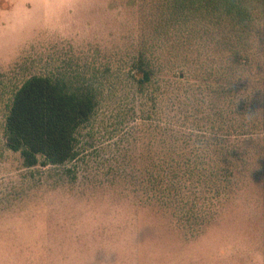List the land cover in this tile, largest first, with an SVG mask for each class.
<instances>
[{"label":"rangeland","instance_id":"obj_1","mask_svg":"<svg viewBox=\"0 0 264 264\" xmlns=\"http://www.w3.org/2000/svg\"><path fill=\"white\" fill-rule=\"evenodd\" d=\"M173 1L0 0V264H264V0L250 8L247 29L181 14ZM196 42L205 45L200 56ZM217 43L227 49V111L239 91L250 112L244 128L254 133L257 124L263 136L244 146L260 176L241 183L234 199L220 201L218 216L206 219L146 198L151 122L143 119L176 122L185 134L212 122L210 107L220 101L198 91L219 81L209 69L222 67ZM189 44L191 54L179 51ZM235 47L246 62L236 61ZM141 51L201 60L191 78L174 84L176 106L165 98L155 113L151 104L141 113L135 84L119 77ZM94 73L102 94L78 134L77 158L25 168L5 141L11 94L33 76Z\"/></svg>","mask_w":264,"mask_h":264},{"label":"trees","instance_id":"obj_2","mask_svg":"<svg viewBox=\"0 0 264 264\" xmlns=\"http://www.w3.org/2000/svg\"><path fill=\"white\" fill-rule=\"evenodd\" d=\"M256 3L257 0H174L172 7L181 14L195 12L198 17L201 15V21L211 16L219 26L226 20L227 28L230 25L234 29H247L250 8ZM199 11L208 13L200 14ZM190 45L179 51L187 50L191 54L193 46ZM202 48L205 45L196 42V55L200 56ZM214 48H220L222 67L215 71L209 69L213 72L211 76L219 81L215 82V87L206 84L198 91L205 94L204 98L212 94L220 101L210 107L215 117L212 122L204 124L199 132L191 130L185 134L181 132L184 127L176 128V122L162 125L150 118L143 119L151 122L144 158L147 180L141 188L146 198L163 205H175L187 216L206 215V219L218 216L221 204L234 199L235 189L241 183L247 180L253 183L257 175L260 176L258 170L251 171L253 158L244 146L263 136L257 124L253 125L256 127L252 130L254 133L244 128V120L250 112L239 91H234L229 101L231 110L227 111L230 91L226 88L225 56L222 54L227 50L226 44L217 43ZM242 51L241 47H235L237 62H242ZM183 56L176 53L152 59L141 51L127 62L129 71L125 75L120 73L119 77L135 84L143 116L148 113V104L155 113L158 103L164 104L165 98L176 106L180 97L174 84L191 78L196 62H201L193 55ZM96 81L95 73L89 78L81 75L33 76L11 94L6 106L5 141L10 151L21 155L25 168L59 166L77 158L78 134L95 116L102 94ZM189 195L194 198L192 203H189ZM185 206L191 207L187 210Z\"/></svg>","mask_w":264,"mask_h":264}]
</instances>
